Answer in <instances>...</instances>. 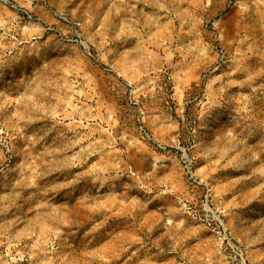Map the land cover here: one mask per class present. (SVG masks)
Returning <instances> with one entry per match:
<instances>
[{"label":"rangeland","instance_id":"374dc122","mask_svg":"<svg viewBox=\"0 0 264 264\" xmlns=\"http://www.w3.org/2000/svg\"><path fill=\"white\" fill-rule=\"evenodd\" d=\"M0 264H264V0H0Z\"/></svg>","mask_w":264,"mask_h":264},{"label":"built area","instance_id":"2783aa9c","mask_svg":"<svg viewBox=\"0 0 264 264\" xmlns=\"http://www.w3.org/2000/svg\"><path fill=\"white\" fill-rule=\"evenodd\" d=\"M184 165V173L187 177V179L190 181L191 184H194L195 186H199L200 184H203L202 181L198 180L194 170H193V165L190 162V160L187 158ZM205 195H204V202L206 205L209 204L210 201V191L207 188V186H205Z\"/></svg>","mask_w":264,"mask_h":264}]
</instances>
